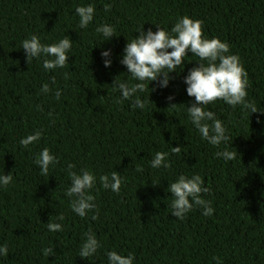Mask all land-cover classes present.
<instances>
[{
  "label": "trees",
  "instance_id": "1",
  "mask_svg": "<svg viewBox=\"0 0 264 264\" xmlns=\"http://www.w3.org/2000/svg\"><path fill=\"white\" fill-rule=\"evenodd\" d=\"M88 3L94 18L80 29L74 9ZM184 15L200 20L203 35L226 41L239 56L248 77L245 99L264 111V0H0V174L13 176L0 188V244L8 246L0 264H106L110 250L133 254V264H264V113L222 100L206 105L223 122L229 150L237 152L231 161L217 158L225 143L202 140L187 117L194 97L186 94L184 77L198 59L191 53L184 68L170 73L167 87H160L161 78L146 84L139 94L143 110L129 100L115 102V77L135 83L120 63L126 38L139 35L142 25L170 31ZM101 23L116 30L107 41L95 31ZM33 34L43 44L65 35L73 41L63 68L45 72L41 61H27L20 42ZM103 50H110V67ZM45 83L47 94L40 91ZM37 130L38 142L20 145ZM43 148L56 158L47 176L33 163ZM156 152L168 153L167 168L150 167ZM69 164L71 171L96 176L90 194L97 207L84 218L64 195ZM113 171L122 177L119 192L99 180ZM180 174L201 176L210 189L202 197L211 201V216L199 206L183 220L170 214L166 189ZM48 221L62 223V230L48 231ZM88 232L101 247L87 259L79 257V247ZM44 248L53 254L44 255Z\"/></svg>",
  "mask_w": 264,
  "mask_h": 264
},
{
  "label": "clouds",
  "instance_id": "2",
  "mask_svg": "<svg viewBox=\"0 0 264 264\" xmlns=\"http://www.w3.org/2000/svg\"><path fill=\"white\" fill-rule=\"evenodd\" d=\"M110 7L111 4H105V11H108ZM94 14L95 7L91 3L77 5L74 9L80 29L89 26L93 21ZM153 25L156 26L155 31L151 28L144 30L142 25L138 31L139 35L134 36L131 40L126 38L127 42L120 55V63L126 67V74L135 83L120 81L116 79L118 76L115 77L111 86L114 91L118 90L120 94L115 102L119 104L129 100L131 108L143 110L145 100L141 99L139 94L145 91L146 84L149 87V83L161 78L159 80L160 87H167L171 79L170 73L176 71L182 64L184 68L183 58L191 53V56L198 59L184 77L186 94L189 97H194V100L189 102L190 106H186L187 117L202 140L212 146L225 143V148L215 153L217 158H223L226 162L235 159L237 152L229 150L227 145L229 136L226 134L223 122L217 118L215 112L206 109L205 106L216 100H222L232 107L243 106L249 114L258 111L264 113L245 99L248 77L239 56L230 53L226 41H222L218 37L208 38L203 35L202 22L187 15L178 17L170 31L165 30L161 25ZM95 31L107 41L115 35L116 30L111 24L101 23ZM72 43L73 41L65 35L53 43L43 44L40 38L33 34L30 38H25L20 42V49H23L28 62L31 59L41 61L43 70L48 72L65 66L69 57L67 53L71 49ZM101 57L104 58V66L110 67V50L101 51ZM52 82L55 83L54 78ZM40 91L47 94L50 91L49 84H43ZM54 95L59 99L60 91L56 90ZM168 99L172 100L173 97L170 96ZM41 135V131H34L21 138L19 143L27 148L30 144L38 142ZM171 151L178 153L180 147H172ZM167 156V152H156L150 161V167L154 169L167 168L169 166ZM33 163L38 166L40 175L47 176L49 166L55 165L56 158L48 148H43L37 153ZM73 167L72 164L68 165L70 184L65 189L64 195L69 198L71 211L84 218L89 211L97 207L94 196L90 194V190L94 188L96 176L85 169H81L79 173L71 171ZM12 179L11 172L0 174V188L8 186ZM99 180L104 189L119 192L122 177L116 171L111 172L110 175H101ZM166 191L172 197L169 205L170 214L177 219L183 220L197 206L202 209L203 216L213 214L214 209L211 206V201L202 197V194L209 193L210 189L204 186L199 174L191 176L180 174L178 178L168 184ZM92 219H96V216L93 215ZM56 220L62 222L63 214H57ZM60 222L48 221L46 223L48 231H61L62 223ZM100 247L95 233H85L79 247V257L87 259L93 257ZM42 251L46 256L53 254V248H44ZM7 254V244H0V257ZM105 257L106 264H133L134 261L133 254L123 255L114 250L107 251ZM213 259L217 258L213 257ZM217 264H220L219 260H217Z\"/></svg>",
  "mask_w": 264,
  "mask_h": 264
}]
</instances>
